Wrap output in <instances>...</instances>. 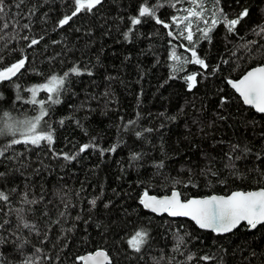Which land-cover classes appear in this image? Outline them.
I'll use <instances>...</instances> for the list:
<instances>
[{"label": "trees", "instance_id": "1", "mask_svg": "<svg viewBox=\"0 0 264 264\" xmlns=\"http://www.w3.org/2000/svg\"><path fill=\"white\" fill-rule=\"evenodd\" d=\"M196 1L213 23L190 29V42L182 22L195 0H102L63 26L74 0H3L0 71L24 65L0 80V129L30 89L69 75L41 121L51 144L0 138V264H80L97 250L110 264H264V224L216 236L140 206L145 193L264 189V115L227 85L264 64V0ZM142 5L155 16L139 17ZM226 20L239 22L229 31ZM137 231L147 233L139 251L128 244Z\"/></svg>", "mask_w": 264, "mask_h": 264}, {"label": "snow or ice", "instance_id": "2", "mask_svg": "<svg viewBox=\"0 0 264 264\" xmlns=\"http://www.w3.org/2000/svg\"><path fill=\"white\" fill-rule=\"evenodd\" d=\"M102 0H74V8L71 15H65L63 19L59 20V25L63 26L67 24L74 16L80 13L82 10L91 12L96 6L100 5ZM3 0H0V13H3L2 7ZM139 17L155 16V10L149 6L139 7ZM190 15H196L195 12ZM247 15V10L241 13V16ZM238 20L225 21L231 31ZM141 23L139 18L133 17L131 19L132 25H138ZM156 23H162L159 19ZM215 23V21H214ZM167 27V24L164 25ZM27 27V25H25ZM131 31V29H129ZM127 39L128 34L125 33ZM171 35V33H169ZM207 37V33H205ZM187 39L191 42L192 36L189 33ZM37 41L33 40L35 44ZM192 62L199 64L203 67L205 65L204 60L197 58V53L192 51ZM24 65V60H20L18 63L13 64L11 67L6 68L4 71H0V80H7L10 76L15 75L17 71ZM71 73L79 74L77 68L73 67L70 70ZM69 73H65L64 77L57 78L53 76L47 84H41L38 87L30 89L32 93V100L30 103H37L36 94L37 92L44 90L47 91L49 99L53 103H58V97L54 98L51 96L52 93L57 92L64 84L65 78ZM196 77L194 75L188 76L187 81L189 89L194 87ZM229 84L239 93L243 98V102L247 105H251L256 109L257 112L264 113V67H257L249 71L241 80L238 82L228 81ZM43 103V102H41ZM46 112L41 108L40 115L32 120L21 121L20 128H14L11 125L6 126L8 134L16 136L17 133L23 137V140L13 139L12 144H19L21 142L25 144L39 145L41 141H47L49 144L52 143V135L50 132L41 130L40 125ZM3 129H0V135H4ZM89 145H84L80 148L83 152ZM3 153H0L2 155ZM69 159L68 156L64 157ZM137 157L133 156L135 160ZM7 196L0 192V200H6ZM93 203H95L93 201ZM140 203L150 209L152 212H166L169 216H187L190 217L195 223L202 229H211L214 232H230L233 228L239 225L242 221L246 222L251 228H255L258 224L264 223V190L250 191V192H233L227 197L212 196L209 199L203 200H188L181 202L176 192H173L171 197H164L163 199H157L156 197H149L147 193L141 198ZM147 233L137 231L135 235L128 240V244L139 251L141 245L145 242ZM97 257H104L103 252L96 253ZM88 259H92L89 257Z\"/></svg>", "mask_w": 264, "mask_h": 264}, {"label": "rangeland", "instance_id": "3", "mask_svg": "<svg viewBox=\"0 0 264 264\" xmlns=\"http://www.w3.org/2000/svg\"><path fill=\"white\" fill-rule=\"evenodd\" d=\"M205 2L200 1V3H198V1L195 0V4L193 2H191L190 6L186 9L185 15H184V20H183V24L186 26L187 31H189L190 29H192V31L194 32L195 30H203L202 28H206L207 26H210L211 24L210 21L213 23V14L209 15L208 11H207V7L206 5H204ZM195 12L196 15H190V13ZM212 18V19H211ZM189 33H191L189 31ZM48 82L42 83V84H47ZM41 85V84H39ZM39 85L35 86L38 87ZM44 91V90H41ZM40 92V91H39ZM36 94V111L34 108V113L30 111V106L33 103H30V101L32 100V93H30L29 97L27 98V101L29 102L28 106H25V108L23 109V113L20 115V117H18L17 119H15L13 121L12 126L14 128H20V122L21 121H25V120H32L35 117L40 115L41 112V108H43V110H45V107L47 104H51L52 101L49 99V93L47 91H44L47 94V98L46 101H41L37 98L38 93ZM57 92H54L51 94L52 97L55 98ZM43 102V103H41ZM6 111L1 113L0 117H4L6 115ZM41 130H43V126L40 125ZM6 131L5 130V134L4 135H0V138H4V136L6 135ZM19 135V134H18ZM20 136V135H19ZM20 138L23 139V137L20 136Z\"/></svg>", "mask_w": 264, "mask_h": 264}, {"label": "water", "instance_id": "4", "mask_svg": "<svg viewBox=\"0 0 264 264\" xmlns=\"http://www.w3.org/2000/svg\"><path fill=\"white\" fill-rule=\"evenodd\" d=\"M257 67H264V64L263 65H260V66H257ZM257 67H254V68H251L249 70H247L241 77H239L238 79L236 80H231L232 82H238L239 80H241L249 71L257 68ZM12 76H10L9 78H11ZM8 78V79H9ZM7 79V80H8ZM229 81V80H228ZM227 81V85L228 87L233 91V93L240 99L241 103L244 105V107L246 108H249L251 109L252 111H254L256 114H259V115H264V113H260V112H257L256 109L254 107H252L251 105H247L243 102V98L239 95L238 92H236V90L231 86V84H229ZM260 190H264V189H257V190H252V191H260ZM173 192H176L178 194V197L179 199L181 200V202H186L188 200H203V199H209L210 197L212 196H217V197H227L229 195H231L233 192H231L230 194L228 195H210V196H206V197H192V198H188L186 200H182L181 197H180V194L177 192V191H172L169 195H165V196H161V197H157V196H152V195H148L149 197H156L157 199H163L164 197H171L172 193ZM234 192H244V191H234ZM246 192H250V191H246ZM144 195H141L140 197V200L141 198H143ZM140 206L144 209V211L156 216V217H163L165 216L166 218L168 219H171V220H187L189 222H191L198 230L200 231H204V232H209V233H212L216 236H224V235H227V234H230L232 233L234 230H236L240 225H245L247 227V229L249 231H252L254 229H256L259 225H262L264 223H261V224H258L255 228H251L246 222L242 221L239 225H237L235 228H233L230 232H220V233H217V232H214L212 231L211 229H202L200 228L196 223L195 221H193L190 217H187V216H169L168 213L166 212H152L150 209L148 208H145L141 203H140ZM98 252H103L104 253V256L107 258V259H104V257H97L96 256V253ZM89 257H91L92 259H88ZM80 264H110V257L108 256V254L103 251V250H97L95 252H92V253H87V254H84L83 256H81V259H80Z\"/></svg>", "mask_w": 264, "mask_h": 264}]
</instances>
